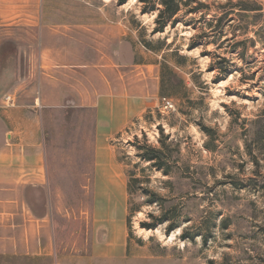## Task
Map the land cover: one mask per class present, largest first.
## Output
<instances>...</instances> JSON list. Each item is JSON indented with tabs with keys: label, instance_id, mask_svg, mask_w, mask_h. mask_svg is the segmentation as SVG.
<instances>
[{
	"label": "rangeland",
	"instance_id": "obj_1",
	"mask_svg": "<svg viewBox=\"0 0 264 264\" xmlns=\"http://www.w3.org/2000/svg\"><path fill=\"white\" fill-rule=\"evenodd\" d=\"M146 5L41 0L33 13L39 24L42 10L43 25L16 23L12 37L2 40L4 95L15 89L17 98L35 80L38 96L43 71L56 65L47 61L57 63L45 51L59 42L68 55L66 44L73 42L97 62L124 66L129 86L149 105L109 141L125 182L101 184L110 197L97 200L93 111L72 106L45 113L49 189L59 231L54 261L44 264H58L62 256L61 264H264V121L254 122L264 117V0H185L163 31H155L159 11L143 13ZM226 11L230 15L221 22ZM53 31L66 38L49 36ZM163 63L185 82L175 95L161 90ZM165 95L175 109L164 107ZM146 144L168 146L171 166L180 169L165 175L148 168L138 155ZM133 169L140 179L133 200L141 210L130 214L127 182ZM151 192L158 202H146ZM124 220L128 237L122 250L117 234ZM173 220L180 227L167 232ZM142 221L157 227L147 231ZM109 225L113 246L105 256L98 244L107 241L101 235Z\"/></svg>",
	"mask_w": 264,
	"mask_h": 264
},
{
	"label": "crops",
	"instance_id": "obj_2",
	"mask_svg": "<svg viewBox=\"0 0 264 264\" xmlns=\"http://www.w3.org/2000/svg\"><path fill=\"white\" fill-rule=\"evenodd\" d=\"M40 4L41 0H0V54L3 38L12 37L9 32L16 23L32 27L38 24L33 12L37 13ZM40 11L39 24L43 25L44 13ZM47 33L57 40L66 38L55 31ZM66 46L71 51L68 55H63L59 42L45 51V55L55 57L53 60L57 63L47 61L56 65L43 71L38 96L33 93L35 80L29 81L17 98L15 89L8 95L0 92V264L54 261V242L59 230L51 204L54 197L49 189L51 175L43 127L45 113L52 108L72 106L93 111V176L97 200L110 197L101 184L125 182L122 165L111 152L109 141L149 106L145 104L144 95L137 94L136 86H129L127 70L120 63L97 62L92 53L80 51V44L71 42ZM32 73L30 79H33ZM8 96L13 102L8 101ZM126 213L127 200L124 216ZM97 217L95 208V231ZM125 220L117 234L122 250L128 237ZM104 231L101 236L107 241L98 245L106 256L113 246L110 238L114 236V229L109 225ZM93 251L97 255L96 248ZM57 262L61 264L63 256L58 257Z\"/></svg>",
	"mask_w": 264,
	"mask_h": 264
},
{
	"label": "trees",
	"instance_id": "obj_3",
	"mask_svg": "<svg viewBox=\"0 0 264 264\" xmlns=\"http://www.w3.org/2000/svg\"><path fill=\"white\" fill-rule=\"evenodd\" d=\"M127 1L128 0H120V3L123 4ZM139 1L147 4L142 10L143 13L153 12L157 10L159 11L157 19L159 20L161 26L155 31H163L165 26H167L168 23L171 22L173 18L179 13V11L181 10V5L185 0H159V2L157 3L152 2L153 0H139ZM159 5H161L162 8H159L158 7ZM240 9L243 11H250V10L260 11L262 8L249 9V8L241 7ZM229 15H230L229 11H226L220 17V21L223 22ZM172 24H174V22ZM184 83H185L184 80L179 77L177 72H175V70L171 68V66L168 63H163L161 70V90L163 92V95L165 93L175 95L176 94L175 89H177L180 85L182 86ZM163 97H167V96L165 95ZM263 121H264V117H259L254 122L261 123ZM138 155L146 162H149L148 168L161 170L165 175L174 174L175 172L173 170V167H175V169L177 168L178 170L180 169V166L178 165L171 166L170 159L172 158V153L168 146H165L164 148L160 149L154 147L153 145L146 144L145 146H142V148H139ZM186 169L187 170L190 169V166H186ZM135 172L136 169L129 171V179L127 182V192L130 197L128 200V205H129L128 210L130 214H134L141 210L140 209L141 205L140 206L137 205L133 200V195L139 191L138 187L140 182V179L136 177ZM154 195H156V193L151 192L146 202L149 204L158 202V200L154 199L153 197ZM141 225L142 227L147 229H154L157 227V223L155 222L142 221ZM177 227H180L179 221L176 222V220H173V222L169 224L167 232H171ZM181 237L187 239L189 236H187L186 232L183 231Z\"/></svg>",
	"mask_w": 264,
	"mask_h": 264
},
{
	"label": "built area",
	"instance_id": "obj_4",
	"mask_svg": "<svg viewBox=\"0 0 264 264\" xmlns=\"http://www.w3.org/2000/svg\"><path fill=\"white\" fill-rule=\"evenodd\" d=\"M7 99L9 102H13L11 96H8ZM163 105L167 109H175V104L170 97H163Z\"/></svg>",
	"mask_w": 264,
	"mask_h": 264
},
{
	"label": "bare ground",
	"instance_id": "obj_5",
	"mask_svg": "<svg viewBox=\"0 0 264 264\" xmlns=\"http://www.w3.org/2000/svg\"><path fill=\"white\" fill-rule=\"evenodd\" d=\"M141 229H144V228H141ZM147 231H150L149 229H147Z\"/></svg>",
	"mask_w": 264,
	"mask_h": 264
}]
</instances>
